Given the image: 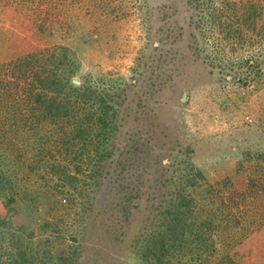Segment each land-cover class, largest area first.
Instances as JSON below:
<instances>
[{
  "label": "rangeland",
  "instance_id": "rangeland-1",
  "mask_svg": "<svg viewBox=\"0 0 264 264\" xmlns=\"http://www.w3.org/2000/svg\"><path fill=\"white\" fill-rule=\"evenodd\" d=\"M190 1L0 0V64L46 47L67 46L81 63L75 81L80 83L91 74L96 80H105L100 82L104 86L112 85L113 80L118 81V87L125 83L133 87L123 103L113 178L106 187L104 203L94 211V193L93 201L87 205H82V197H75V205L69 206L68 199L62 197L63 205L48 211L46 205L51 197L39 200L42 216L49 218L51 214L63 220L62 234L69 240L68 245L79 243H74L72 237L81 231L79 264H139L135 254L137 234L145 230L148 217L154 214L153 203L163 193L156 185L163 178L158 165L171 164L173 170L188 148L194 150L193 162L203 170L209 185L220 184L226 178L232 180V185H227L230 191H226L237 196L238 204L233 208L239 209L243 226L238 231L239 245L232 251L235 260L238 264H264V191L248 189L250 180L256 181L259 174L254 171L255 164L245 159L246 153L264 150V72L258 79L251 78L247 85L232 80L231 75L219 74L220 68L212 75L210 67L223 65L220 62L208 67L209 61L219 60L220 56L241 65L247 52H254L255 47L246 46L239 52L226 49L225 43L212 45V38L205 43L201 36L197 45L202 57L194 64L190 19L197 11ZM251 2L264 6V0L214 3L217 11L228 5H232L231 11H245ZM40 25L44 26L43 31L39 30ZM160 49L171 52V58H161ZM204 59L208 60L207 65ZM152 69L173 74L168 83L162 78L165 86L153 97L144 94L151 89L152 81L160 83ZM136 141L145 145L131 147ZM238 162L243 163V169L237 166ZM166 177L171 178V173ZM27 184L29 189L35 186ZM138 191L143 196L140 201L132 199L138 209L135 207L127 226L119 222L115 205H120L121 197H134ZM150 195L152 203L147 200ZM35 196L37 192L32 191ZM19 211L21 218L12 224L13 215L11 224L3 229L26 236L31 232L39 234L42 217L33 215L24 202ZM83 212L88 218L87 230L81 226ZM0 215H8V208L1 201ZM33 216L36 221H32ZM95 219L97 224L116 228L117 232L120 226H127L123 242L106 236L101 240V228L94 235Z\"/></svg>",
  "mask_w": 264,
  "mask_h": 264
},
{
  "label": "trees",
  "instance_id": "trees-1",
  "mask_svg": "<svg viewBox=\"0 0 264 264\" xmlns=\"http://www.w3.org/2000/svg\"><path fill=\"white\" fill-rule=\"evenodd\" d=\"M214 2L190 1L197 11L190 19L194 64L202 57L197 45L199 36L205 43L212 38V45L225 43L226 49L239 52L246 46L255 47L254 52H247L241 65L220 56L218 62L209 61V65L203 60L208 67L220 62L223 65L210 67L212 75L220 68L219 74L231 75L232 80L247 85L264 72V6L251 2L245 11H231L232 5L217 11ZM44 29L39 26L40 31ZM160 57L171 58V52L161 50ZM80 64L69 47L59 45L0 64V201L8 208L7 216L0 215V264H79L81 231L72 237L74 243H79L68 245L69 240L62 234L63 220L51 217L48 211L63 205L62 197L68 199L69 206L75 205V197H82V205H87L94 193V211L106 199V187L113 178L122 107L127 102L126 93L133 87L127 83L118 87V81L113 80L112 85L104 86L101 83L105 80H96L91 74L76 84ZM151 73L160 83L152 81L151 89L144 94L153 97L165 86L162 78L168 83L173 74L157 69ZM139 145L145 144L136 141L131 147ZM193 156L194 150L188 148L173 170L171 164L158 165L163 178L156 185L163 193L156 196L158 202L153 203L154 214L148 217L145 230L137 234L135 254L139 264H238L232 251L239 245L238 231L243 226L239 209L233 208L238 204L237 196L228 193L227 185H232V180L226 178L220 184L209 185ZM245 159L255 164L254 171L259 174L256 181L250 180L248 189L264 191V150L246 153ZM237 166L243 169L242 162ZM169 172L172 177L168 179ZM30 182L36 187L29 189ZM32 191L38 196L32 197ZM141 196L138 191L134 197H121L120 205H115L119 222L130 225L135 207L138 209L132 199L140 201ZM46 197H51L46 205L49 218L42 216L44 210L39 208L40 198ZM147 200L152 203L153 197ZM22 202L33 210V215L42 217L39 234L26 236L3 229L21 218ZM81 214V226L87 230L88 218L84 212ZM13 215L15 219L10 223ZM102 225L94 220V235L101 228V240L106 236L123 242L127 226H120L117 232ZM44 233L50 235L45 237Z\"/></svg>",
  "mask_w": 264,
  "mask_h": 264
},
{
  "label": "water",
  "instance_id": "water-1",
  "mask_svg": "<svg viewBox=\"0 0 264 264\" xmlns=\"http://www.w3.org/2000/svg\"><path fill=\"white\" fill-rule=\"evenodd\" d=\"M75 83H76V84H79V82H77V81H75ZM186 95H187V94H184V98H186Z\"/></svg>",
  "mask_w": 264,
  "mask_h": 264
}]
</instances>
